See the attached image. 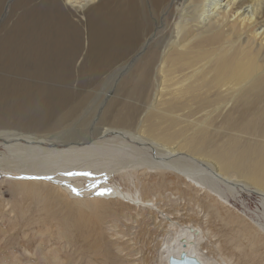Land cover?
<instances>
[{"label": "bare ground", "instance_id": "6f19581e", "mask_svg": "<svg viewBox=\"0 0 264 264\" xmlns=\"http://www.w3.org/2000/svg\"><path fill=\"white\" fill-rule=\"evenodd\" d=\"M111 1L10 7L23 9L0 36V182L128 205L157 264L181 252L228 264L201 251L208 233L189 213L166 212L162 183L142 178L159 172L212 203L252 195L264 208V0ZM121 61L95 108L74 96L71 84H96Z\"/></svg>", "mask_w": 264, "mask_h": 264}, {"label": "rangeland", "instance_id": "374dc122", "mask_svg": "<svg viewBox=\"0 0 264 264\" xmlns=\"http://www.w3.org/2000/svg\"><path fill=\"white\" fill-rule=\"evenodd\" d=\"M15 2L16 0H6L3 6L0 15V36L4 30L11 27L23 9V6L20 10L19 7L10 8ZM118 2L119 0L108 2L107 9ZM79 62L75 64L76 68H79ZM123 62L113 66L102 77V81L96 84L88 83L84 88L78 87L76 82L71 84L70 88L72 87L74 96L87 97L84 104L93 98L96 99L94 105L93 103L89 105L90 108H95V104L99 103L104 93L106 97L103 98L113 94L125 70L119 72L113 87L109 90L108 87L103 90L102 86L109 72L123 65ZM74 72L76 79L77 70ZM119 97L124 99L123 95ZM102 108H98L96 115L102 111ZM164 173L168 174V172ZM133 178L134 184L137 185V175ZM169 178L170 175L168 177L157 172L143 175L142 179L146 182L153 179V183L157 180L162 183L160 192L155 198L159 197L157 199L160 204L168 209L166 212L175 215L174 209H181L179 215L184 212L189 213L194 220L191 224L204 228V232L208 233L206 234L208 241L204 247L202 246L203 253L207 252L214 258L223 259L228 264H264V233L256 227L257 224L264 225V208L259 204L256 196L243 195L234 199L228 197L230 201L228 203L219 199L216 203H212V200L205 199L204 196L209 195L214 199L217 198L216 196L210 193L203 194V191L196 193L189 189L184 192L180 189V185L172 183L173 180ZM114 180L120 181L122 186L128 185L126 181L117 178ZM16 187L18 186L14 184L0 182V264H157L159 262L154 246L152 244L146 246L147 231L144 226L137 227L140 223L137 219L141 218L137 213L141 212L131 210L128 205L120 204L117 200H102L79 206L74 201L51 200L47 192L32 194L14 190ZM184 188L183 186L182 189ZM179 189L182 192H179ZM67 203L74 204L67 209L65 207ZM183 209L185 211H182ZM77 220L79 227H76L74 222Z\"/></svg>", "mask_w": 264, "mask_h": 264}, {"label": "water", "instance_id": "95a60500", "mask_svg": "<svg viewBox=\"0 0 264 264\" xmlns=\"http://www.w3.org/2000/svg\"><path fill=\"white\" fill-rule=\"evenodd\" d=\"M184 242V240H181ZM168 264H200L195 258L187 255L186 252H181L178 257L170 256L168 258Z\"/></svg>", "mask_w": 264, "mask_h": 264}, {"label": "snow or ice", "instance_id": "6c2138e0", "mask_svg": "<svg viewBox=\"0 0 264 264\" xmlns=\"http://www.w3.org/2000/svg\"><path fill=\"white\" fill-rule=\"evenodd\" d=\"M77 194H79V193H77Z\"/></svg>", "mask_w": 264, "mask_h": 264}]
</instances>
